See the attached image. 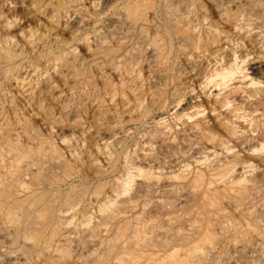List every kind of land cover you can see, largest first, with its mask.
<instances>
[{
  "label": "rangeland",
  "instance_id": "obj_1",
  "mask_svg": "<svg viewBox=\"0 0 264 264\" xmlns=\"http://www.w3.org/2000/svg\"><path fill=\"white\" fill-rule=\"evenodd\" d=\"M263 4L0 0V264H264Z\"/></svg>",
  "mask_w": 264,
  "mask_h": 264
},
{
  "label": "bare ground",
  "instance_id": "obj_2",
  "mask_svg": "<svg viewBox=\"0 0 264 264\" xmlns=\"http://www.w3.org/2000/svg\"><path fill=\"white\" fill-rule=\"evenodd\" d=\"M264 5V4H263ZM248 6V5H247ZM203 7V6H202ZM205 8V7H204ZM263 8V7H262ZM256 9L255 8H251V7H248L247 8V11L244 13V14H241L240 13V15L241 16H239L238 17V19H237V22L239 21H243L242 23H244V25H245V27L246 28H248L249 30V35H253L252 36V40L249 42L251 45L252 44H254V43H256V45H258L259 46V48H260V51L261 52H263L264 53V18L263 19H261L256 13H254V11H255ZM186 12H188V11H186ZM244 12V11H243ZM132 16H133V14H132ZM136 16V15H135ZM206 20V19H205ZM204 20V21H205ZM210 26V25H209ZM234 27L235 28H239V29H237L238 30V32H240L242 29H243V26H240V24H235L234 25ZM233 27V28H234ZM215 30V29H214ZM255 34H257V35H255ZM257 36V37H256ZM251 38V37H250ZM213 44V43H212ZM160 45V44H159ZM161 49V48H160ZM249 51H250V49H249ZM253 52V51H252ZM251 51L250 52H248V54H246L243 58H241V60H240V63H242V65H244L245 63H247V62H249L250 63V61L251 60H255V58L253 57V58H251V55L253 54ZM234 56V55H233ZM253 56V55H252ZM234 58V59H233ZM231 60H234V62H236L237 63V61H235V60H237V58H235V57H233ZM254 62H251L250 64H253ZM232 65V64H231ZM240 65V64H239ZM241 65V66H242ZM247 65V64H246ZM238 66V65H237ZM248 66V65H247ZM231 68V67H230ZM238 68H240V66L238 67ZM250 68V67H249ZM233 70H234V68H233ZM239 70V69H238ZM224 71V70H223ZM237 71V70H236ZM240 71V70H239ZM242 71L243 72H245L246 73V71H247V68L245 67V68H242ZM242 71H240V73L242 72ZM233 71H232V69L230 70H227V72H223V73H221V74H219L220 76H221V80H220V82H218L217 83V85L218 86H223V85H225V81L228 79V78H231L232 76H233V73H232ZM235 73V72H234ZM244 74V73H243ZM210 76V75H209ZM218 76V75H217ZM244 77H247V74H244ZM211 78H213V77H211ZM210 78V79H211ZM251 80V82H250V84L251 85H253L254 87V89L255 90H259V89H262V86H263V89H264V75H263V77L262 78H250ZM230 80V79H229ZM207 81V80H206ZM211 82V81H210ZM216 82H217V80H216ZM215 82V83H216ZM227 83V82H226ZM261 85V87L259 88H257L256 86L257 85ZM216 85V84H215ZM257 88V89H256ZM232 91V90H231ZM235 91V90H234ZM256 93V92H255ZM257 94V93H256ZM218 96V95H217ZM246 98L247 99H250V100H252L253 101V103L252 104H254L255 102H256V95L254 96L253 94H247L246 95ZM181 99V98H180ZM231 98H229L228 99V97L226 96V98L224 99V101L225 102H227L228 104H231L232 102H234V100L235 99H233L232 98V100H230ZM243 101H245V99L243 100ZM225 105V104H224ZM227 105V104H226ZM259 105H261V106H263L264 105V99H263V101L262 100H260V102H259ZM261 106H260V108H255L254 109V112H256V111H258L259 109H262L261 108ZM264 109V108H263ZM236 110V109H235ZM239 110H240V108H239ZM238 111V110H237ZM234 112V111H233ZM236 112V111H235ZM172 119V118H171ZM252 121V120H251ZM262 123V122H261ZM262 125V124H261ZM235 127V126H234ZM196 129H199V131L201 130V131H203L204 130V128L197 122V123H195L193 126H192V130H196ZM236 129V128H235ZM235 129H233L234 131L231 133L232 134V136H233V134H235ZM219 130V129H218ZM221 130V129H220ZM232 130V129H231ZM208 134H207V137H208V139L211 141V143L213 142V140H215V136H217L216 135V133L218 132L216 129H209L208 130ZM202 133V132H201ZM197 134V133H196ZM189 136H191V135H189ZM197 137V136H196ZM202 137H203V134H202ZM234 137V136H233ZM227 138V137H226ZM172 139V138H171ZM209 140H207V141H209ZM172 142V141H171ZM221 142V141H220ZM189 144V146H191L190 145V143H188ZM200 144V143H199ZM195 145V144H194ZM262 145V147H261V149H264V142L261 144ZM150 146V145H149ZM196 148V147H195ZM257 148V147H256ZM12 149V148H11ZM230 149L231 148H229V151H230ZM192 150V149H191ZM190 150V151H191ZM200 150V149H199ZM208 150V149H207ZM228 150V149H227ZM260 150V149H259ZM13 151V150H12ZM14 152H15V149H14ZM219 152V151H218ZM217 152V154H216V156L217 155H219V153ZM20 153V152H19ZM195 154L197 153H199L198 151L197 152H194ZM201 153V152H200ZM200 153L198 154L199 156H201L200 155ZM206 153V152H205ZM17 154V153H16ZM146 154V153H145ZM204 154V153H203ZM213 155H215V154H213ZM16 156V155H15ZM198 156V157H199ZM202 157H204V156H202ZM201 157V160H202V162L204 163V162H206V159H204V158H202ZM14 159V158H13ZM148 159V158H147ZM203 159H204V161H203ZM197 160H199V159H197ZM208 160V159H207ZM214 162L215 163H217L215 160H214ZM214 163V164H215ZM227 165H229V164H227ZM253 166V163H252V165L250 164V165H248V167H252ZM17 167V166H16ZM210 167V166H209ZM219 167H222V166H218L217 168H219ZM217 168H216V170H217ZM158 169V168H157ZM197 169V168H196ZM219 169H221V168H219ZM228 169V168H227ZM229 169H231V168H229ZM234 169V168H233ZM251 169H253V168H251ZM15 170V169H14ZM140 170V169H139ZM162 170V169H161ZM160 170V172H162ZM165 170V169H164ZM215 170V171H216ZM226 170V169H225ZM224 170V171H225ZM16 171V170H15ZM201 171V170H200ZM230 171V170H229ZM243 171H244V169H243ZM251 171V170H250ZM139 172H142V171H139ZM213 172V171H212ZM249 172V171H248ZM247 172V173H248ZM143 173V172H142ZM173 173V172H172ZM233 173V172H232ZM250 173V172H249ZM141 174V173H140ZM162 174V173H161ZM166 174H167V172H166ZM197 174H198V171H197ZM221 174V175H220ZM220 174H214V175H216V176H218L217 178H216V181L217 182H219V183H221V185L224 187V188H222V191H225V190H227L228 188H229V185L230 184H234V183H236V184H240V183H238V180H240V179H238L237 180V182L235 181V182H233V181H228L230 178H228L227 180L225 179V177L228 175V173H227V175L226 174H224V173H220ZM244 174V173H243ZM146 175V174H145ZM157 175H158V173H157ZM173 175H175V174H173ZM172 175V176H173ZM226 175V176H225ZM248 175V174H247ZM12 176V175H11ZM138 176H139V174H138ZM143 176V175H142ZM169 176V175H168ZM177 176V175H176ZM176 176H174V177H176ZM198 176H202V177H197V178H199V179H195L194 181H192L193 182V184L191 185L192 186V190L193 191H196L195 193H197V191H201V189H202V193H203V195H204V197H203V195H202V199H204V198H206L205 196L207 195V193L209 192V190H210V186H212V190H210V192L209 193H211L212 191V193L211 194H214V191L216 190L215 188H214V184H212L211 183V181H208L207 183H209V185H205L204 183H203V173H202V175H201V173L199 172V174H198ZM186 177H187V175H186ZM147 178V177H146ZM151 178H153V177H151ZM172 178V177H171ZM180 176L178 177V178H176V179H179L180 180ZM214 178H215V176H214ZM241 178V177H240ZM244 178V177H243ZM155 179V178H154ZM182 179V178H181ZM184 179V178H183ZM182 179V180H183ZM194 179V178H193ZM231 179H232V177H231ZM246 179V178H245ZM153 180V179H152ZM159 180V179H158ZM168 181H169V179H167ZM178 180V181H179ZM185 180H186V178H185ZM251 180V179H250ZM160 181V180H159ZM158 181V182H159ZM177 181V180H176ZM241 181V180H240ZM248 181V179H246V181H243L242 180V182H244L245 183V186L247 185L246 184V182ZM171 182V181H170ZM170 182H168V183H170ZM164 183V182H163ZM168 183H167V185H168ZM216 183V182H215ZM166 184V183H165ZM184 184V183H183ZM182 184V185H183ZM151 185H152V183H151ZM154 185H156V184H154ZM184 185H186V184H184ZM189 186H190V184H188ZM220 185V184H219ZM144 186V185H143ZM166 186V185H165ZM187 186V185H186ZM221 186V187H222ZM171 187V189H172V186H170ZM179 187V186H178ZM181 187V186H180ZM183 187V186H182ZM188 188V187H187ZM162 189V188H161ZM166 189H168L167 187H166ZM231 189V188H230ZM232 189H234V188H232ZM249 189V188H248ZM187 190V189H186ZM229 190V189H228ZM235 190V189H234ZM238 190L240 191V189L238 188ZM190 191V190H189ZM238 191V192H239ZM156 192H157V190H156ZM155 192V193H156ZM169 192V191H168ZM217 192V194L219 195V194H221L222 192L221 191H216ZM215 192V193H216ZM236 192L235 194L237 195H240V194H242L241 192ZM146 193V192H145ZM190 193V192H189ZM227 193V192H226ZM251 194V193H250ZM226 195V194H225ZM248 195V194H247ZM210 196V195H209ZM209 196H207L208 197V199L210 198ZM214 196V195H213ZM212 196V197H213ZM156 197V196H155ZM187 197V196H186ZM221 197H223V196H221ZM227 197V196H226ZM228 197H230L229 196V194H228ZM243 197H244V199H245V196L243 195ZM188 198V197H187ZM192 198V197H191ZM194 198V197H193ZM224 198V197H223ZM234 198V197H233ZM213 199V198H212ZM214 199H217V197L216 198H214ZM214 199H213V201H214ZM15 200V199H14ZM166 200V199H165ZM211 199H209V201H210ZM162 201H164V200H162ZM212 201V200H211ZM168 201L166 200V203H167ZM169 202H170V200H169ZM202 201H200V203H201ZM159 203H161V201L159 202ZM212 203V202H211ZM21 204V203H20ZM12 206H13V204H11ZM10 205V206H11ZM174 205V204H173ZM203 205V204H202ZM17 206V205H16ZM117 206V205H116ZM206 205H204L203 207H205ZM214 206L216 207V205L214 204ZM213 205H211V206H209V207H214ZM164 207H168V205L166 206H164ZM159 209V208H158ZM255 209V208H254ZM250 212V211H249ZM198 214H199V212H198ZM197 215V214H196ZM207 215L208 216H210L211 214L210 213H207ZM212 215H213V213H212ZM211 215V216H212ZM215 215V214H214ZM167 216V215H166ZM186 216V218H187V216L188 215H185ZM199 216L201 217V219H202V215L201 214H199ZM247 216V215H246ZM176 217V216H175ZM216 217H217V215H216ZM158 218V217H157ZM182 218V217H181ZM220 218V217H219ZM156 219V218H155ZM194 219V218H193ZM195 219L197 220V218L195 217ZM195 219H194V221H195ZM201 219H200V222H202L203 221V219H202V221H201ZM248 219V218H247ZM149 221V220H148ZM167 221V220H166ZM165 221V222H166ZM184 221V220H183ZM192 221V220H191ZM199 221V220H198ZM245 221H246V219H245ZM253 221V220H252ZM182 222V221H181ZM199 222V223H200ZM214 221H212V223H213ZM217 222V221H216ZM216 222H214V224H216ZM228 222H230V221H228ZM249 222V221H248ZM106 223V222H105ZM197 223V222H196ZM210 224V222H207V224ZM208 224L207 226L208 227H211L213 224ZM146 225H147V222L145 223ZM198 224V223H197ZM227 224V223H226ZM248 224V223H247ZM181 225V224H180ZM191 225H192V223H191ZM195 225V224H194ZM216 225H218V224H216ZM248 225H250V224H248ZM137 226V225H136ZM188 226V225H187ZM186 226V227H187ZM193 226V225H192ZM223 226H224V224H223ZM185 227V228H186ZM189 227H191V226H189ZM214 226H212V228H213ZM217 227V226H216ZM220 227H222V226H220ZM139 228V227H138ZM146 228V227H145ZM198 228V230H199V227H197ZM215 228V227H214ZM264 228V227H263ZM262 228V230H264ZM153 229V228H152ZM181 229V228H180ZM195 229V228H194ZM256 228H254V230H255ZM258 229V228H257ZM143 230V229H142ZM182 230V229H181ZM207 229H205V231H206ZM178 231V230H177ZM193 231V230H192ZM191 231V232H192ZM195 231V230H194ZM202 232V233H204V236H205V238L206 237H209L210 235H211V231H210V234H209V232L208 231H206V232ZM257 231V230H256ZM259 231V230H258ZM257 231V232H258ZM138 232V231H137ZM142 232V231H141ZM143 232H144V230H143ZM190 232V231H189ZM208 232V233H207ZM245 232V231H244ZM264 232V231H263ZM201 233V234H202ZM206 233L208 234L207 236H206ZM213 234H214V231L212 232ZM260 232H258V234H259ZM262 233V232H261ZM143 234H145V232L143 233ZM198 234V233H197ZM212 234V235H213ZM249 234V233H248ZM257 234V233H256ZM182 235V234H181ZM184 235V234H183ZM182 235V236H183ZM245 236L247 235V234H244ZM145 236V235H144ZM181 236V237H182ZM218 236V235H217ZM258 236H260V234L258 235ZM139 237V236H138ZM143 237V236H142ZM176 237V236H175ZM187 237H188V235H187ZM201 237V236H200ZM211 237V236H210ZM134 238V237H133ZM173 238V237H172ZM191 238V237H190ZM202 238H203V234H202ZM202 238L200 239H198V240H196V241H194L193 242V244L195 243V245L197 244V241H198V243H200L201 242V240H202ZM212 238H214V237H212ZM212 238H211V241H212ZM261 238V237H260ZM140 239H142V238H140ZM139 239V240H140ZM177 239V238H176ZM207 239V238H206ZM138 239L136 240V242L135 243H137L138 241H139ZM204 240V239H203ZM210 239L208 238V240H206V241H208V242H210L209 241ZM142 241H145V240H143L142 239ZM181 241V240H180ZM200 241V242H199ZM67 243V242H66ZM204 243H205V241H204ZM141 244V243H140ZM136 245V244H135ZM198 245V244H197ZM197 245H196V247H197ZM138 246V245H137ZM194 247V246H193ZM174 248V247H173ZM170 249L169 250V255H168V253H167V255L170 257H172V255L174 256V254L176 253L175 251H178V249H177V247H175L177 250H174V249ZM195 250V249H194ZM196 250H197V248H196ZM198 250H199V248H198ZM168 252V251H167ZM190 252V251H189ZM192 253V252H191ZM156 254V253H155ZM155 254L153 255V256H155ZM201 254V253H200ZM146 255V254H145ZM168 257V258H169ZM166 258V257H165ZM124 259V258H123ZM125 260V259H124ZM148 260V259H147ZM122 260H121V258H120V262H121ZM126 261V260H125ZM128 261V260H127ZM123 262V261H122ZM152 262V261H151ZM158 262V261H157ZM180 262V261H179ZM124 263V262H123ZM123 263H120V264H123ZM151 264V263H150ZM162 264V263H161Z\"/></svg>",
  "mask_w": 264,
  "mask_h": 264
}]
</instances>
